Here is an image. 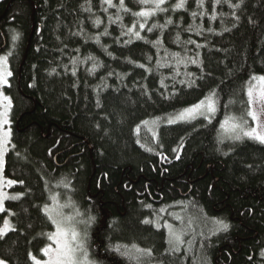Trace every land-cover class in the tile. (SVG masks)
Instances as JSON below:
<instances>
[{
	"label": "trees",
	"instance_id": "obj_1",
	"mask_svg": "<svg viewBox=\"0 0 264 264\" xmlns=\"http://www.w3.org/2000/svg\"><path fill=\"white\" fill-rule=\"evenodd\" d=\"M112 2L0 0L12 72L3 176L19 194L0 212L14 227L0 261L44 258L54 226L42 209L59 193L95 218L87 243L98 264H135L114 251L133 243L151 250L147 264H264V144L218 138L226 115L244 114L251 77L264 75V0H165L146 22L133 13L151 3L124 0L125 12ZM154 23L166 26L147 31ZM134 24L143 39L125 34ZM177 53L200 63L176 75ZM210 93L211 122L166 123ZM166 225L182 230L179 251Z\"/></svg>",
	"mask_w": 264,
	"mask_h": 264
},
{
	"label": "snow or ice",
	"instance_id": "obj_2",
	"mask_svg": "<svg viewBox=\"0 0 264 264\" xmlns=\"http://www.w3.org/2000/svg\"><path fill=\"white\" fill-rule=\"evenodd\" d=\"M105 4L109 7H115L112 0H103ZM139 3L153 5V10H141L139 12L133 13L136 17H142L145 19L150 16L155 15L158 12H164L167 9L162 7L165 0H138ZM203 0H200L202 5ZM217 3L220 0H216ZM119 7L127 12V9L124 6V0H119ZM234 7H239V5H234ZM184 8V0L175 5V9ZM107 11V9H105ZM197 13L193 12L192 16L195 18ZM119 19V17H118ZM211 19L215 20L216 17L213 15ZM97 25L100 24V20H96ZM173 21L168 19L166 24H172ZM166 25H157L152 24L147 31L151 32L153 29L158 27L163 28ZM136 25L127 29L126 35L134 36L136 39H143L140 35V31H135ZM139 28L143 30L145 28V23H139ZM191 27L189 31H191ZM227 30V29H226ZM211 31V29H209ZM105 35L107 30H105ZM197 34H199V29H197ZM19 38V35L16 34L12 37L15 41ZM99 38L97 37V41ZM177 40L179 37L177 36ZM161 43L160 40L155 41L156 45ZM188 43H195L194 41H188ZM197 47H202V45H197ZM110 55V53H109ZM176 63V75H179V66L183 64L187 67V64L190 62L192 64H199L200 62L192 58H181L179 54H173ZM91 59V57L89 58ZM139 67H144V65H138ZM168 66L167 64H158V67ZM191 75V73H187ZM12 76V72L8 67V56L0 57V86H10L9 78ZM174 78V77H173ZM255 82V83H253ZM163 84V81H161ZM183 83V81H181ZM191 81L189 85L191 86ZM215 93H210L203 100L199 101L195 105L189 106L174 116H169L167 119L168 124H174L177 122H190L200 116H203L205 119L211 122V119L215 116L217 112V103L218 101L214 98ZM247 97L249 110L247 116H250L253 121H257V126L249 127L248 121L243 118H237L235 116L226 115L223 122L220 124V128L223 130L218 134V138L221 142L224 139H230L233 141H240L244 138L256 140L264 144V120L260 119V114H264V75L261 76H252L248 82L247 87ZM232 103V101H229ZM259 106V112L255 109L254 106ZM227 107V105H225ZM12 108V101L10 97L3 95L0 92V172L3 169V156L6 151V145L10 139V129L6 128V125L9 124V114ZM159 119V118H157ZM147 123V122H145ZM15 181L5 180L2 175H0V185L12 186ZM22 183V182H21ZM64 187H68L67 184ZM18 196L8 197L6 193L0 191V212H4V201L6 199L16 200ZM53 206L49 209L46 205L45 210L48 215V219L51 221L52 225L55 227V231L47 233V239L52 241L51 244H48L46 247L41 249L43 253V258H37L31 252H29V257L33 261V264H98V262L92 257L90 249L87 243L88 232L87 228L94 221V217H88L87 220L81 219V213L78 210L73 211L72 214H67L64 212V208L68 206L69 202L61 205L59 203L58 196H52ZM148 207H151L150 205ZM144 223H149L148 220H145ZM222 225L224 230H227V225L223 222H218ZM83 225V227H81ZM169 228V238L168 243L172 251H179L180 246L184 243L183 232H177L170 225H166ZM9 230H14V227L10 224L9 220L5 219L3 225L0 226V237H3ZM119 255L126 257L129 261H134L135 264H147L145 258H150L152 252L150 249H143L138 247L136 244L128 245H118L114 248ZM0 264H5L4 261H0Z\"/></svg>",
	"mask_w": 264,
	"mask_h": 264
},
{
	"label": "rangeland",
	"instance_id": "obj_3",
	"mask_svg": "<svg viewBox=\"0 0 264 264\" xmlns=\"http://www.w3.org/2000/svg\"><path fill=\"white\" fill-rule=\"evenodd\" d=\"M2 56H5L4 54H0V57H2ZM250 81V80H249ZM253 83H255V82H253ZM4 87H7V86H0V92L2 91V89L4 88ZM247 87H248V83H247V86H246V107H245V112H244V114L242 115V117H240V118H243V119H246L247 121H248V126L249 127H255V126H257V121H253L252 120V118L250 117V116H247V112H248V110H249V105H248V103H247V101H248V97H247ZM255 107V109L259 112V106L258 105H256V106H254ZM200 117H202V119H205L203 116H200ZM235 117H238V116H235ZM225 119V118H224ZM223 119V120H224ZM260 119L261 120H264V114H260ZM205 120H207V119H205ZM223 120H222V122H223ZM221 122V123H222ZM166 123H167V120H166ZM178 123V122H177ZM168 124V123H167ZM169 125H173V124H169ZM146 127H144V132H143V136L145 137V138H148V139H150V136H151V132L149 131L150 129L149 128H151L149 125H145ZM6 128H8L9 129V127H8V125H6ZM149 129V130H148ZM223 130L220 128V125H219V133H221ZM244 139H248V138H244ZM250 140H252V139H250ZM256 141V140H255ZM258 142V141H257ZM9 143V142H8ZM260 143V142H259ZM7 150H8V144L6 145V151H5V153H4V156H3V167H4V160H5V155H6V153H7ZM0 175H2L3 176V169H2V172H0ZM3 178L5 179V180H8L7 178H5L4 176H3ZM14 185V184H13ZM12 185V186H13ZM12 186H7V185H0V191H3L4 193H6L7 194V196L8 197H12V196H18L19 197V194L18 193H15V192H12V191H10V188L12 187ZM52 196H58V199H59V203L61 204V205H64V204H66V203H68L69 202V198H70V202L71 203H68V206L67 207H65L63 210H64V212L65 213H67V214H72L73 213V211H74V209L75 210H78L79 211V213H81L82 215H81V219H83V220H87L88 218H86V216L84 215V213L82 212V211H80L79 210V208H78V206L74 203V200L72 199V197L69 195V194H65V195H61V194H59V193H57V194H54V195H51L50 196V203H49V205H47L48 207H49V209L53 206V200L51 199V197ZM6 200H10V199H6ZM5 200V201H6ZM43 213L48 217V215H47V213H46V210H45V206L43 207ZM7 220H8V218H6ZM5 220V219H4ZM4 220L3 221H1L0 222V226H2L3 225V222H4ZM10 222V221H9ZM11 224V223H10ZM54 226V225H53ZM81 227H83V225H81ZM168 228V227H167ZM168 230H169V228H168ZM55 231V227H54V230H53V232ZM169 232V231H168ZM1 238V237H0ZM168 238H169V234H168ZM52 243V241H49V244H51ZM43 259H46V257H44ZM6 264V263H5Z\"/></svg>",
	"mask_w": 264,
	"mask_h": 264
},
{
	"label": "flooded vegetation",
	"instance_id": "obj_4",
	"mask_svg": "<svg viewBox=\"0 0 264 264\" xmlns=\"http://www.w3.org/2000/svg\"><path fill=\"white\" fill-rule=\"evenodd\" d=\"M1 52V51H0ZM6 56V55H5ZM2 93H3V95H5V93L3 92V89H2V91H1ZM7 96V95H6ZM9 97V96H8ZM11 126H12V123L10 122V120H9V124H8V127H9V129H10V131H11ZM17 127V126H16Z\"/></svg>",
	"mask_w": 264,
	"mask_h": 264
},
{
	"label": "bare ground",
	"instance_id": "obj_5",
	"mask_svg": "<svg viewBox=\"0 0 264 264\" xmlns=\"http://www.w3.org/2000/svg\"><path fill=\"white\" fill-rule=\"evenodd\" d=\"M188 255V254H187Z\"/></svg>",
	"mask_w": 264,
	"mask_h": 264
}]
</instances>
